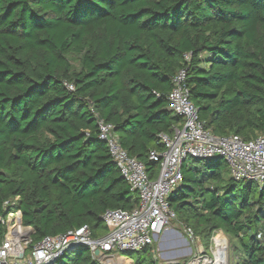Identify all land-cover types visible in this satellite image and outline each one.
Returning <instances> with one entry per match:
<instances>
[{
	"label": "trees",
	"instance_id": "16d2710c",
	"mask_svg": "<svg viewBox=\"0 0 264 264\" xmlns=\"http://www.w3.org/2000/svg\"><path fill=\"white\" fill-rule=\"evenodd\" d=\"M180 70L214 135L264 134V0H0V242L18 211L33 249L85 226L103 237L107 210H133L99 122L156 179L151 152L183 123L168 101ZM181 171L174 221L207 251L222 230L230 264H264V184L227 179L220 157ZM119 255L161 264L153 245ZM53 264L100 263L81 246Z\"/></svg>",
	"mask_w": 264,
	"mask_h": 264
},
{
	"label": "built area",
	"instance_id": "2783aa9c",
	"mask_svg": "<svg viewBox=\"0 0 264 264\" xmlns=\"http://www.w3.org/2000/svg\"><path fill=\"white\" fill-rule=\"evenodd\" d=\"M187 73L180 70L174 77L169 94V108L183 119L182 125L173 128V134L161 135L165 145L162 153L151 152V160L160 162V173L151 179L146 166L129 155L120 143L112 124L99 122V137L107 145L121 176L138 194L139 203L130 211L107 210L103 222L108 233L95 238L88 226L66 234L46 237L29 249L33 229L21 223V211L10 214L6 221L7 232L0 242V264H53L73 248L86 246L93 255L100 250L102 258L114 252H137L153 245L164 235L176 219L168 198L183 182L182 163L188 158L225 159L229 174L235 181L264 184V134L250 141L240 136L218 137L199 120L198 109L190 99L186 83ZM67 87L73 90V86ZM187 233L194 237L191 229ZM209 250L201 247L199 257L187 264H227L230 241L220 230L212 236Z\"/></svg>",
	"mask_w": 264,
	"mask_h": 264
},
{
	"label": "rangeland",
	"instance_id": "374dc122",
	"mask_svg": "<svg viewBox=\"0 0 264 264\" xmlns=\"http://www.w3.org/2000/svg\"><path fill=\"white\" fill-rule=\"evenodd\" d=\"M229 172L226 174V178H230ZM11 217V215H9ZM187 229L183 224L177 221L171 222L168 226L164 235L159 238L158 242L156 241L153 244L155 249V259L161 264H173L180 262L181 260H191L196 259L200 255L199 251L201 247L205 248L204 243L199 239L198 236L194 234V237H191L187 233ZM101 233L103 231H100ZM232 242V239H229ZM212 246V241L207 245ZM206 246V247H207ZM165 254V255H164ZM177 256L175 260H166L165 257ZM96 258V257H95ZM100 264H134V259L131 262L126 261V257H122L119 253H113L108 258H97ZM230 264V257L228 263Z\"/></svg>",
	"mask_w": 264,
	"mask_h": 264
},
{
	"label": "water",
	"instance_id": "95a60500",
	"mask_svg": "<svg viewBox=\"0 0 264 264\" xmlns=\"http://www.w3.org/2000/svg\"><path fill=\"white\" fill-rule=\"evenodd\" d=\"M105 143V142H104ZM198 160H203V159H198ZM123 178V177H122ZM165 255V254H164ZM102 256V253H101V251L100 250H97V251H95V253H94V257H96V258H99V257H101Z\"/></svg>",
	"mask_w": 264,
	"mask_h": 264
},
{
	"label": "bare ground",
	"instance_id": "6f19581e",
	"mask_svg": "<svg viewBox=\"0 0 264 264\" xmlns=\"http://www.w3.org/2000/svg\"><path fill=\"white\" fill-rule=\"evenodd\" d=\"M173 258H174V259H173ZM176 258L178 259V257L175 256V255H174V256L171 255L170 257H165L166 260H168V259H170V260H172V259L175 260ZM207 264H209V263H207ZM223 264H225V263H223Z\"/></svg>",
	"mask_w": 264,
	"mask_h": 264
}]
</instances>
